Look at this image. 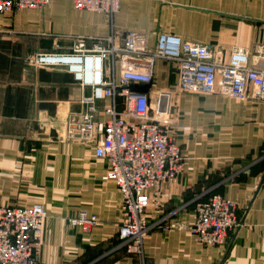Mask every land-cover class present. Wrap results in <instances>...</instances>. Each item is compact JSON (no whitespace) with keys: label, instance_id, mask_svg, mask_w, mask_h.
Returning <instances> with one entry per match:
<instances>
[{"label":"crops","instance_id":"obj_1","mask_svg":"<svg viewBox=\"0 0 264 264\" xmlns=\"http://www.w3.org/2000/svg\"><path fill=\"white\" fill-rule=\"evenodd\" d=\"M128 29L142 33L149 48L168 32L207 43L227 60L236 46L264 44V0H121L112 18L77 10L73 0H52L42 8L0 14V204L40 202L47 208L36 247L39 264L137 262L115 248L122 195L107 176V160L95 155L104 102L92 136L78 130L70 136L91 88L66 65L27 61L67 45L71 35L87 37L91 45V38L113 34L120 44ZM177 79L175 62L158 59L148 89L152 98ZM174 92L180 93L169 130L182 147L184 170L149 191L146 215L154 226L144 243L145 263L264 264V102ZM212 192L238 203L240 225L226 243L207 245L184 228H165L191 223L197 205ZM82 210L99 218L89 232L69 222Z\"/></svg>","mask_w":264,"mask_h":264},{"label":"built area","instance_id":"obj_2","mask_svg":"<svg viewBox=\"0 0 264 264\" xmlns=\"http://www.w3.org/2000/svg\"><path fill=\"white\" fill-rule=\"evenodd\" d=\"M51 1L0 0V14L42 8ZM73 5L77 10L112 18L121 0H73ZM74 37L70 44L58 45L53 52L29 55L27 61L66 65L82 86L91 88V94L82 98L86 109L80 121L68 130L70 136L78 130L91 137L99 122V103L104 102L101 111L105 117L95 155L107 160V176L117 183L122 195L124 218L118 227L116 248L136 258L135 264H146L144 243L154 226L146 215L149 191L161 189L184 170L182 147L169 131L172 92L220 93L264 102V44L254 49L236 46L225 60L207 43L168 32L159 33L151 48L146 37L134 29L125 33L120 44L113 34L91 38V45L87 37ZM158 59L174 61L178 79L171 89L152 98L149 91L135 85L154 80ZM48 217L47 208L40 202L0 204V264H39L36 247ZM69 222L89 232L99 224V218L82 210ZM239 224L237 202L213 192L197 205L191 223L165 228H184L200 243L222 245Z\"/></svg>","mask_w":264,"mask_h":264},{"label":"rangeland","instance_id":"obj_3","mask_svg":"<svg viewBox=\"0 0 264 264\" xmlns=\"http://www.w3.org/2000/svg\"><path fill=\"white\" fill-rule=\"evenodd\" d=\"M14 11V10H13ZM91 12H93V11H91ZM95 13H97V12H95ZM129 30V29H128ZM127 30V31H128ZM134 30H136V29H134ZM74 36H69L68 37V41H70V42H67V40H66V42H67V44H70L73 40H74ZM180 92H182V91H180ZM180 92H172V116H173V113H174V111H175V108H176V99L174 98L178 93H180ZM184 92V91H183ZM189 92V91H188ZM203 94V93H202ZM220 94V93H219ZM223 95V94H222ZM227 96V95H226ZM230 97V96H229ZM234 98V97H233ZM257 101V100H256ZM172 118V117H171ZM170 131V130H169ZM170 134L172 135V136H174V134H172V132L170 131ZM175 137V136H174ZM176 138V137H175ZM177 139V138H176ZM178 141V140H177ZM213 193V192H212ZM211 193V194H212ZM210 194V195H211ZM230 198V197H229ZM236 201V200H235ZM237 205H238V203H237ZM240 221V220H239ZM240 225V224H239ZM116 248V247H115Z\"/></svg>","mask_w":264,"mask_h":264},{"label":"water","instance_id":"obj_4","mask_svg":"<svg viewBox=\"0 0 264 264\" xmlns=\"http://www.w3.org/2000/svg\"><path fill=\"white\" fill-rule=\"evenodd\" d=\"M136 87H138L139 89H141L142 91H148L150 84H139V85H135Z\"/></svg>","mask_w":264,"mask_h":264},{"label":"trees","instance_id":"obj_5","mask_svg":"<svg viewBox=\"0 0 264 264\" xmlns=\"http://www.w3.org/2000/svg\"><path fill=\"white\" fill-rule=\"evenodd\" d=\"M210 196V195H209Z\"/></svg>","mask_w":264,"mask_h":264}]
</instances>
